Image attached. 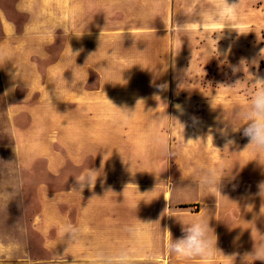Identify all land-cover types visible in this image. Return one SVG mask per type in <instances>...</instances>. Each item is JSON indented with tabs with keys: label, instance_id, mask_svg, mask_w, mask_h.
I'll return each instance as SVG.
<instances>
[{
	"label": "rangeland",
	"instance_id": "obj_1",
	"mask_svg": "<svg viewBox=\"0 0 264 264\" xmlns=\"http://www.w3.org/2000/svg\"><path fill=\"white\" fill-rule=\"evenodd\" d=\"M227 3L245 34L216 22L217 0H0V264H102L63 254L71 222L79 254L105 224L130 264L190 261L167 251L200 220L180 200L186 126L207 99L253 92L248 72L264 79V0ZM88 169L100 175L81 190Z\"/></svg>",
	"mask_w": 264,
	"mask_h": 264
},
{
	"label": "crops",
	"instance_id": "obj_2",
	"mask_svg": "<svg viewBox=\"0 0 264 264\" xmlns=\"http://www.w3.org/2000/svg\"><path fill=\"white\" fill-rule=\"evenodd\" d=\"M256 88L257 85L253 92ZM253 92L240 95L242 97L207 99V113L195 117L194 122L199 124L194 126L191 135L187 126L184 133L186 141L191 143L192 161L190 169L187 165L180 166L179 180L187 191L191 190V196L180 200L186 202L183 206L199 202L200 209L195 214L200 220H210L209 227L214 234L210 231L209 235L213 239L217 237L218 250L211 264H264L251 256L255 245H264V216L259 215L264 198L258 195V185L264 181V150L257 151L249 144L250 138L243 134L247 123L243 114L251 104ZM233 128L239 130L233 131ZM206 168H215L224 177L218 191L201 187L199 178ZM176 181L177 177L175 188ZM70 225L72 234H64L68 226L64 225L57 236L58 247L63 244V254L68 259L91 258L102 262L103 257L120 252H126L129 258L137 256L127 247L115 246L111 240L112 229L105 224L96 227L95 232L90 231L94 237H89V248L79 254L74 245L78 242V231L74 222ZM80 246V249L85 247ZM183 259L190 260L185 264H202L199 257Z\"/></svg>",
	"mask_w": 264,
	"mask_h": 264
},
{
	"label": "clouds",
	"instance_id": "obj_3",
	"mask_svg": "<svg viewBox=\"0 0 264 264\" xmlns=\"http://www.w3.org/2000/svg\"><path fill=\"white\" fill-rule=\"evenodd\" d=\"M236 5L237 4L229 5L227 3V0H217V4L214 12L212 13V16L216 20V22L224 23V29L227 27L236 30L238 34H245L244 32L240 31L237 24L238 8L236 7ZM179 28L181 31L187 30V26L184 24L179 25ZM261 55L264 56V50H261ZM0 59L8 61V54L4 50H0ZM253 63L256 62L253 61ZM245 65H247V62L241 60L239 67H233V72H244ZM248 74L253 79H255V82L252 83L257 85L258 87L251 94V104L248 107L247 111L243 114V118L247 121V123L245 124L246 127H244L243 129V134L244 136L250 138L249 144L252 145L257 151H260L264 150V79L258 77L254 78L249 72ZM159 87L161 89H166L167 84L159 85ZM156 99L159 100V97L157 96ZM141 101H143V99L138 100L137 104ZM177 107L179 106L177 105ZM122 110L126 111L122 112L119 121L121 124H126L134 119L135 109L129 110L127 108H124ZM238 130L239 128H233V131ZM159 143L161 144L162 156L168 158L173 155L166 140H160ZM229 143H231V141ZM99 175L100 172L88 169L85 172L81 173L79 176H76L77 181L80 183L81 190H83L85 184H87L89 187H94ZM222 178L224 177L220 175L217 169L206 168L202 170V174L199 178V183L203 188L214 189L218 191V187L221 183ZM258 187V195L261 198H264V181H262L258 185ZM147 193L148 192H145L143 194ZM262 210H264V204H262L261 206L259 214L260 216H264V212H262ZM72 231L73 226L68 225L64 230V234H72ZM182 231L184 235L176 240H173L170 234L167 242V251L169 252V254L176 255L182 258L199 257L202 261V264H211V261L213 260L218 250L216 248L217 237L214 235L215 239H213L212 236L209 235L210 231L213 232V230L209 227V222L199 220L191 223L188 227H183ZM251 256H254L255 260L264 261V245H261L259 247L255 245L254 252L251 254ZM102 264H130V260L126 252H120L116 256L103 257Z\"/></svg>",
	"mask_w": 264,
	"mask_h": 264
}]
</instances>
